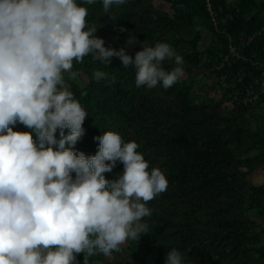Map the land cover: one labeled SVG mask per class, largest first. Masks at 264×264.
Segmentation results:
<instances>
[{
  "label": "clouds",
  "instance_id": "1",
  "mask_svg": "<svg viewBox=\"0 0 264 264\" xmlns=\"http://www.w3.org/2000/svg\"><path fill=\"white\" fill-rule=\"evenodd\" d=\"M124 3L102 0L105 12ZM87 14L78 0H0V264H77L79 253L84 264L97 252L110 257L149 233L147 203L167 190L162 170L149 169L137 142H124L116 131L94 138V155L74 149L88 113L63 87L64 73L75 79L73 61L88 54L109 64L117 57L133 66L137 87L167 90L184 75L183 58L166 42L141 43L134 57L125 47H106L97 27L86 29ZM166 59L175 67L166 70ZM107 75L97 70L93 78ZM18 123L28 130H14ZM118 162L122 172L106 179ZM164 264L185 260L172 249Z\"/></svg>",
  "mask_w": 264,
  "mask_h": 264
},
{
  "label": "rangeland",
  "instance_id": "2",
  "mask_svg": "<svg viewBox=\"0 0 264 264\" xmlns=\"http://www.w3.org/2000/svg\"><path fill=\"white\" fill-rule=\"evenodd\" d=\"M135 1L136 7L124 13L130 20H125L119 18L121 6L111 5L105 12L99 0L91 5L78 0L87 11H95L92 26L121 30L122 47L133 57L141 43H168L183 58L184 75L167 90L159 86L149 89L135 85L132 65L110 68L112 82H120L129 91L133 110L131 121L123 127L110 120L108 125L124 142H137V151L149 162V169L159 167L168 186L147 203L151 215L143 221L149 233L126 241L106 258L122 264H164L167 252L176 249L185 264H264V91L252 85L264 61L247 54L254 35L244 31L231 35L225 29L233 15L243 21L255 17L253 32L259 31L264 27V0H222L221 13L215 10L214 0ZM127 40L132 47L126 46ZM162 66L170 70L175 64L166 59ZM100 68L101 64L89 57L82 62L74 60L72 72L77 76L73 79L71 73H64L63 87L76 99L73 82L85 95L93 73ZM230 95H242L247 103L232 101ZM182 103L194 110L197 126L205 132L194 138L197 145L211 144L212 138L219 136L229 152L230 159L220 166L230 172L229 181L224 190L213 195H207L193 180H175L170 175L172 155L164 137L184 128ZM80 105L87 112L84 104ZM13 127L28 130L19 123ZM82 127L84 141L98 149L94 138L101 134L93 128L89 114ZM32 134L36 140V133ZM122 170L119 162L113 168L116 174ZM235 231L247 239L237 242L232 235Z\"/></svg>",
  "mask_w": 264,
  "mask_h": 264
},
{
  "label": "trees",
  "instance_id": "3",
  "mask_svg": "<svg viewBox=\"0 0 264 264\" xmlns=\"http://www.w3.org/2000/svg\"><path fill=\"white\" fill-rule=\"evenodd\" d=\"M213 4L215 10L221 13L220 8H224L222 6L223 1L214 0ZM99 5H103L102 0H99ZM117 6L123 8V14L119 15V18L130 20V18L124 13H127L136 7V1L126 0V3ZM87 12L89 15L86 17V29L97 27L95 35L104 40L106 47L116 49L121 48V40L123 39L121 30L118 27H112L110 25L104 27L92 26L90 19L94 17L95 11L89 10ZM206 17H208L207 14ZM166 21L168 23L170 22L173 26L174 23L171 20L167 19ZM255 25V17L243 21L237 16L232 15L231 19H227L225 29L231 35H238L240 31H244L249 35L251 34L250 36L254 35L249 43L250 53L247 54L254 60L260 59L264 61V36L263 34L258 33V31L256 33L253 32L255 31ZM85 57L93 59L92 54H88ZM95 61L98 64H101L100 71L107 73V78L100 81L94 79L88 86L85 95L78 85L73 82H71V85L77 101L84 104L93 128L100 131V134L102 135L105 131H113L112 127L108 125L109 120L117 123L120 127H123L124 122L129 123L131 121L133 107L129 91L126 90L125 86L120 82H112L113 80L110 77L112 71L110 68L121 65L119 58H110V64L107 62L101 63L100 61ZM236 62H239V60ZM241 62L244 63L243 61H240V63ZM236 65H238V63H236ZM255 73L257 74L259 71H256ZM66 79L69 78L67 77ZM238 86L241 87V84H238ZM193 111L194 110L186 105V103H182L180 114L181 119L184 122V128L179 129V131L173 130L170 136L164 137L165 143L169 144L166 149L168 150V153L172 155V169L170 175L175 180H193L207 195H213L218 189L224 190L227 185V180L229 181L231 175L230 172L220 167L224 166L225 159H230L228 156L229 152L223 148L219 136H214L211 144L197 145L194 138L201 134H205V132L197 126ZM64 131L65 134H67L68 129H65ZM59 132L60 130L58 129L56 133L57 139H59ZM33 140L35 141L34 137ZM96 143L97 145L99 144L98 141ZM74 149L77 152H84L85 155H94L98 150L95 146L84 141L82 137L77 141ZM106 163L108 162L106 161ZM104 176L106 179L111 180L115 179L118 174L114 173L112 170L110 173L105 172ZM73 177H75V173H73ZM232 235L237 242L247 239V236L243 233H238L237 231ZM86 259L87 264H122L121 262H112L108 260L105 255L99 252L92 256H86ZM76 261L77 264H84V253L76 254Z\"/></svg>",
  "mask_w": 264,
  "mask_h": 264
},
{
  "label": "built area",
  "instance_id": "4",
  "mask_svg": "<svg viewBox=\"0 0 264 264\" xmlns=\"http://www.w3.org/2000/svg\"><path fill=\"white\" fill-rule=\"evenodd\" d=\"M209 10L211 11V14L213 15L214 12L211 10V7H209ZM214 24L216 22L215 17L213 18ZM258 33H264V27H262ZM238 57H240V55L237 53ZM252 85H257L258 87H260L262 89V91H264V64L262 69L260 70V73L258 75V77L252 82ZM230 99H232V101H236L237 103L240 104H246L247 100L246 98H244L242 95H230Z\"/></svg>",
  "mask_w": 264,
  "mask_h": 264
}]
</instances>
